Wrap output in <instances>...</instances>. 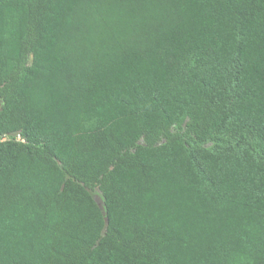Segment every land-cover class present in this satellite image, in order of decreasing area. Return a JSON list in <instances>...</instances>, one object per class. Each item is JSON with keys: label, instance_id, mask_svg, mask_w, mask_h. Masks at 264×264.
<instances>
[{"label": "trees", "instance_id": "1", "mask_svg": "<svg viewBox=\"0 0 264 264\" xmlns=\"http://www.w3.org/2000/svg\"><path fill=\"white\" fill-rule=\"evenodd\" d=\"M0 264H264V0H0Z\"/></svg>", "mask_w": 264, "mask_h": 264}, {"label": "water", "instance_id": "2", "mask_svg": "<svg viewBox=\"0 0 264 264\" xmlns=\"http://www.w3.org/2000/svg\"><path fill=\"white\" fill-rule=\"evenodd\" d=\"M0 109H1V106H0Z\"/></svg>", "mask_w": 264, "mask_h": 264}]
</instances>
